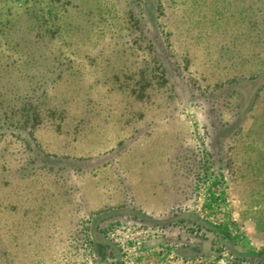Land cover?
I'll list each match as a JSON object with an SVG mask.
<instances>
[{"label": "rangeland", "instance_id": "1", "mask_svg": "<svg viewBox=\"0 0 264 264\" xmlns=\"http://www.w3.org/2000/svg\"><path fill=\"white\" fill-rule=\"evenodd\" d=\"M0 264H264V0H0Z\"/></svg>", "mask_w": 264, "mask_h": 264}, {"label": "trees", "instance_id": "2", "mask_svg": "<svg viewBox=\"0 0 264 264\" xmlns=\"http://www.w3.org/2000/svg\"><path fill=\"white\" fill-rule=\"evenodd\" d=\"M117 211H118V210H116V212H117ZM99 213H102V212H99ZM104 214H105V213H104ZM104 216H105V215H104ZM102 218H103L102 215H98L97 217H94V219H93V220H94V223H96V222H97L98 220H100V219L102 220ZM100 238H102V237H100ZM99 242H100V241H99ZM102 242H103V240H102Z\"/></svg>", "mask_w": 264, "mask_h": 264}]
</instances>
